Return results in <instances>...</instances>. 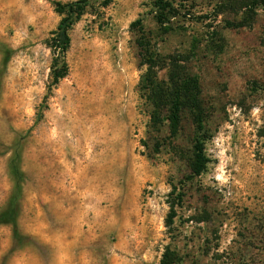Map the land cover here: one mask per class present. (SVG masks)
Wrapping results in <instances>:
<instances>
[{
    "label": "rangeland",
    "instance_id": "rangeland-1",
    "mask_svg": "<svg viewBox=\"0 0 264 264\" xmlns=\"http://www.w3.org/2000/svg\"><path fill=\"white\" fill-rule=\"evenodd\" d=\"M54 1L73 0H0V211L19 201L18 232L0 226V264H160L169 244L181 264H264V8L170 0L164 32L153 0L96 3L54 84ZM140 17L161 53L208 45L190 63L210 114L200 176L182 154L191 124L178 150L165 124L151 127Z\"/></svg>",
    "mask_w": 264,
    "mask_h": 264
},
{
    "label": "trees",
    "instance_id": "trees-1",
    "mask_svg": "<svg viewBox=\"0 0 264 264\" xmlns=\"http://www.w3.org/2000/svg\"><path fill=\"white\" fill-rule=\"evenodd\" d=\"M112 0H73L69 2L54 1L55 10L61 15L57 28L52 31L47 40L48 46L53 50L52 77L57 84L69 71L66 54L71 46L73 26L90 10L99 6L106 7ZM225 2V3H224ZM217 4L218 12L234 11L235 9L252 10L257 6L264 8V0H227ZM156 19L164 32L169 31L168 22L178 12V4L170 0H153ZM131 28L137 34L140 65L145 67L141 86L143 95L150 107L151 127L160 130L164 124L168 128L169 143L173 148L179 149L174 143L184 130L186 124L194 128L192 148L189 153L182 154L186 157L191 170L190 178L200 176L207 168L209 159L205 153L207 135L206 124L209 119V106L202 94L201 81L198 74L192 72L190 63L202 50H209L208 45L202 47L201 39L192 41L190 48L184 52L175 51L161 53L153 39L148 38L140 17L132 22ZM157 150L160 145L156 143ZM12 170L20 175L18 164H12ZM180 201L182 195H177ZM178 201L171 203V212L168 215L167 226L174 224L176 206ZM19 201L14 194L7 206L0 211V226L11 224L18 232ZM180 253L177 249L167 245L160 264H181Z\"/></svg>",
    "mask_w": 264,
    "mask_h": 264
}]
</instances>
